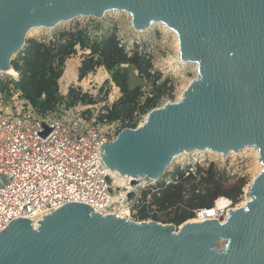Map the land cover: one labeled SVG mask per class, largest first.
Here are the masks:
<instances>
[{
    "label": "water",
    "instance_id": "obj_1",
    "mask_svg": "<svg viewBox=\"0 0 264 264\" xmlns=\"http://www.w3.org/2000/svg\"><path fill=\"white\" fill-rule=\"evenodd\" d=\"M112 10L129 13L137 30L158 22L176 32L180 56L197 65L198 77L181 99L103 147L105 167L137 187V178L158 180L184 152L254 147L264 166V0H0V72L12 68L31 28ZM250 195L224 222L187 221L177 234L68 204L37 228L28 220L9 225L0 264H264V170Z\"/></svg>",
    "mask_w": 264,
    "mask_h": 264
},
{
    "label": "built area",
    "instance_id": "obj_2",
    "mask_svg": "<svg viewBox=\"0 0 264 264\" xmlns=\"http://www.w3.org/2000/svg\"><path fill=\"white\" fill-rule=\"evenodd\" d=\"M118 40L128 56L138 52L150 60L149 52L135 51L119 37ZM26 47H22L20 56L25 55ZM16 75L13 80L19 81L20 76ZM142 92L141 103L155 96L152 86L143 87ZM173 102L176 101L161 99L152 110ZM104 115L98 114L97 121L94 114L90 116L86 110L64 104L48 113L39 112L25 101L13 113L4 112L0 106V234L17 220H28L37 228L45 217L68 204H82L101 215L141 223L133 208L141 204L136 187L131 188L133 178L125 177L117 186L119 178L105 167L103 147L125 129H121V124L109 125ZM211 163L194 158L182 171L186 177H197L199 168L206 169ZM143 179L137 178L138 185ZM177 179L168 175L165 182ZM131 191L135 197L128 201ZM218 200L228 201L227 208L215 215L216 221L224 222L229 212L239 207L233 208L234 203L228 198ZM204 213L207 211L200 210L195 217Z\"/></svg>",
    "mask_w": 264,
    "mask_h": 264
},
{
    "label": "trees",
    "instance_id": "obj_3",
    "mask_svg": "<svg viewBox=\"0 0 264 264\" xmlns=\"http://www.w3.org/2000/svg\"><path fill=\"white\" fill-rule=\"evenodd\" d=\"M79 51L86 55L79 68V80L104 68L121 93V97L111 107H106L104 117L109 122L118 121L122 127L134 129L137 120L152 110L158 99L166 94L167 81L157 83L161 76L152 74L151 61L138 52L128 56L124 48L120 47L115 33L91 39L87 29L76 26L72 30L60 32L54 40L47 42L30 39L25 55L11 63L20 76L19 81L11 78L0 80V95L9 100L17 94L41 113L54 111L62 104L68 108L95 104L93 98L75 86H71L65 96L60 93V80L66 62ZM131 67L142 81L152 83L157 90L154 98L140 102L142 86L130 85ZM166 176L155 186L142 191V207L138 214L141 221L152 218L156 222L181 226L193 219L196 212L214 208L220 197L238 202L247 185L245 178H238L228 185L225 174L218 171L214 164L205 170L199 168L197 177H186L178 168L171 174L173 178H178L176 181L166 184Z\"/></svg>",
    "mask_w": 264,
    "mask_h": 264
},
{
    "label": "rangeland",
    "instance_id": "obj_4",
    "mask_svg": "<svg viewBox=\"0 0 264 264\" xmlns=\"http://www.w3.org/2000/svg\"><path fill=\"white\" fill-rule=\"evenodd\" d=\"M132 23L133 18L129 13L118 10L106 11L102 16L99 17L92 15L78 16L72 20L60 22L52 28H31L26 34L25 44L27 45V42L30 39H37L43 42L50 41L60 32L72 30L76 26L87 29L91 39H98L105 35L115 33L116 36L123 40L129 48L132 47L135 51L149 52L150 61L152 63V74H159L162 81H167L166 94H163L158 99V101L161 99L178 101L181 99L180 94L184 88L188 87L189 83L194 81V79H196L198 76V73L195 72V66H193V64L189 63L190 66L180 69L176 68L175 64H173V61L177 58L178 53L180 54L178 35H176L175 32L171 31L170 28L165 26L163 23L155 22L143 30L135 29ZM19 56L20 52L14 54L12 56V61L18 59ZM84 56L86 55L83 54V58ZM78 62V57L68 62L67 71L63 76V81L61 83V89L66 91V89L68 90L71 86H73L74 82H77V86L74 85L76 86L75 88H80L83 93L89 95V97L93 98L95 101V104L77 106V108L83 111L86 110V113L90 116L94 114L98 121V114H101L102 112L106 114V107H111L112 104L121 97V93L113 85L110 75L106 74L104 68L97 69L96 72L89 74V77L87 76L82 81H80L78 76L79 70L76 68ZM129 72L130 85L132 87L137 85H141L142 88L149 86L153 87L152 83L142 81L133 67L129 69ZM15 76L5 72H0V80H6L10 78L13 79ZM108 77V80L105 79ZM154 91L155 94H157V90L155 88ZM21 101L23 100L17 94L13 95V97L9 100L3 98L0 95V106L1 109L6 113L15 112L16 109L21 105ZM149 112L150 111H148V113L145 115H142L141 118L137 120V127L145 122ZM114 124L118 126L121 123L118 121L109 122V125L111 126ZM121 129L126 128L122 127L121 125ZM194 158L202 159V163L211 161V164H214L218 171L225 174V177L229 182L228 185L233 184L238 178H245L247 180V185L243 188L242 195L240 196L238 202L234 203L233 208L237 206L239 208L245 207L249 200H251L252 196L250 195V189L252 183L264 170V166L259 159V152L254 147H247L238 152L228 153L227 155L216 154L211 151L183 153L182 156L179 155L172 160L169 166L165 169L163 175L157 181H151L147 178L141 180L139 185L136 187L137 196H141V192L143 190L152 187L159 181L163 180L166 174L171 175L177 168L184 170L183 168L187 166L186 163L192 162ZM200 168L203 169L205 166ZM141 207L142 204L140 203L135 204L133 207L137 210V216ZM195 218L196 217L193 219ZM139 221L142 222L141 220ZM143 221L154 220L149 218ZM158 223L172 226V231L176 234L180 231V226L163 223L160 221ZM216 248L219 251H224L226 248V243L224 241H220L217 243Z\"/></svg>",
    "mask_w": 264,
    "mask_h": 264
},
{
    "label": "bare ground",
    "instance_id": "obj_5",
    "mask_svg": "<svg viewBox=\"0 0 264 264\" xmlns=\"http://www.w3.org/2000/svg\"><path fill=\"white\" fill-rule=\"evenodd\" d=\"M166 26V25H165ZM35 30V29H34ZM146 30V29H145ZM171 31H173L172 29H170ZM174 32V31H173ZM176 34V32H175ZM177 35V34H176ZM179 52V51H177ZM173 64H175L176 68L180 69V68H185L187 66H190L189 63H186L182 60L180 54L178 53V56L177 58L173 61ZM194 69H195V72H197L198 68H197V65H194L193 64ZM3 72L7 73V74H11V75H16V72L14 71L13 68H7L5 70H3ZM195 80V79H194ZM192 82H190L189 84H191ZM187 87L184 88V90H186ZM184 90L181 92L180 94V98H182L183 96V93H184ZM184 153H188V152H184ZM193 153V152H192ZM231 153V152H230ZM183 154V153H182ZM182 154H180V156H182ZM202 155V154H201ZM105 162V161H104ZM110 173H112L113 176H115V171H111L110 170ZM117 178H119V182L117 184V186L121 185L122 184V181L125 180V177H130L128 175H125L124 173H119L117 176ZM131 178V177H130ZM148 180H157V179H153V178H149ZM133 181V179H132ZM132 183V182H131ZM131 188L134 189L135 187L132 186L131 184ZM227 203L228 201L227 200H218V202L216 203V205L214 206V208L212 209H207V213L204 214V216H199L198 218L196 219H193V220H190L189 223H206L208 221H216V213L218 212V210H224L227 208Z\"/></svg>",
    "mask_w": 264,
    "mask_h": 264
},
{
    "label": "crops",
    "instance_id": "obj_6",
    "mask_svg": "<svg viewBox=\"0 0 264 264\" xmlns=\"http://www.w3.org/2000/svg\"><path fill=\"white\" fill-rule=\"evenodd\" d=\"M83 54H85V53L82 52V51H79L77 55H74L73 57H71L70 59L67 60V62H66V66H65V69H64L63 76L66 74L68 62H69L70 60H73V59L77 58V57L79 58V62L77 63L76 68H77V70H79V68H80V66H81V61H82V58H83ZM104 71H105L106 74L108 75L107 71H106V70H104ZM107 75H106V77H107ZM63 76H62V78H61V80H60V93H61L63 96H65V95L67 94V91H68L69 89H68V90L66 89V91H64L63 89H61V83H62V81H63ZM88 77H89V76H88ZM105 79L108 80L109 77H108V78H105ZM76 83H77V82H76ZM76 83L74 82V83H73V86H74V85L77 86ZM76 86H75V87H76Z\"/></svg>",
    "mask_w": 264,
    "mask_h": 264
}]
</instances>
